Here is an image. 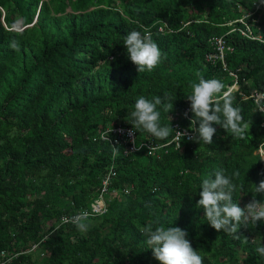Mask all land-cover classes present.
<instances>
[{
    "label": "trees",
    "instance_id": "obj_1",
    "mask_svg": "<svg viewBox=\"0 0 264 264\" xmlns=\"http://www.w3.org/2000/svg\"><path fill=\"white\" fill-rule=\"evenodd\" d=\"M256 2L0 0V264H160L140 232L157 219L186 230L203 264H264L256 252L264 221L234 239L197 206L202 180L218 168L240 173L233 198L242 209L264 180L251 155L264 138L261 114L240 94L264 91V43L241 35L251 29L264 39V4ZM132 30L150 32L165 57L153 72L139 73L128 59ZM217 36L233 48L227 70L243 68L240 91L229 95L248 124L245 138L213 125L211 145L183 137L179 150L148 154L142 141L165 144L175 130L168 141L136 132L128 151L125 119L138 97L171 95L174 109H160L161 124L175 129L197 72L225 90L233 84L220 63L204 60ZM178 125L188 128L187 119ZM92 205L99 210L81 233L67 218Z\"/></svg>",
    "mask_w": 264,
    "mask_h": 264
},
{
    "label": "clouds",
    "instance_id": "obj_2",
    "mask_svg": "<svg viewBox=\"0 0 264 264\" xmlns=\"http://www.w3.org/2000/svg\"><path fill=\"white\" fill-rule=\"evenodd\" d=\"M256 3L264 4V0H257ZM243 15L234 22L245 23ZM233 23V22H231ZM229 23V24H231ZM22 30L23 27L16 26L13 30ZM232 30H230L231 32ZM241 35L252 41L264 43V39L253 31H242ZM218 41L220 44L218 45ZM211 51L204 54V60L211 65L220 63L224 72L233 79V84L225 90V85L219 79H205L197 72L198 82H191V93L186 97L190 106H184L181 112H177V118H173L174 128L161 124V110L168 113L174 109V101L171 95H165L163 99L157 96L147 99L140 96L136 99L134 110L131 111L129 118L125 119L132 125V129L127 136L133 137L136 132H146L151 137L159 141H168V138L175 130V134L170 141L165 144H154L141 142V146L148 149V154H155L160 148L166 149L174 144L177 150L181 147L180 138L191 139L195 143L202 141L204 144L211 145L217 129L213 125L221 126L227 133H231L234 138L244 139L248 124L244 120L242 109L233 106L234 98L229 94L239 89V73L243 68H237L233 71L227 70L226 52L232 53L233 48L227 45L224 36L213 37L210 40ZM10 47L19 50L17 42H13ZM124 47L127 51V57L137 66L139 73L153 72L161 63L163 54L150 32H141L132 30L124 37ZM244 81V80H243ZM248 81L245 82L247 84ZM240 91V90H239ZM238 91V92H239ZM245 100H250L254 104V112L261 115V128L264 129V91L250 89L248 93L240 91ZM193 116H192V114ZM178 117L187 119L188 128L178 125ZM198 123V125H197ZM119 138L114 140L116 143ZM128 151L135 150L137 143L132 140ZM139 147V148H140ZM138 150V149H137ZM116 151H113V157ZM252 157L264 166V138L258 146L252 151ZM114 168V167H111ZM240 173L237 171L232 175H227L224 169H216L212 175L204 178L200 184L202 191L197 206L202 207L205 212L208 224L217 232H223L234 239H240L237 233L240 229L247 228L250 225L256 226L264 221V202L256 199V195L264 193V180L254 187L253 199L244 209L234 201L233 194L238 185L234 182L238 179ZM96 206L92 205L90 210H80L76 214L67 218L68 222L73 224L81 233H87L90 229V219L95 212ZM64 218H62V222ZM141 234L146 237L145 243L153 251V255L160 264H203V257L195 250L191 241L187 238L188 232L180 227L165 226L158 219L149 221L146 226L140 229ZM247 241V238H245ZM256 252L264 257V246L256 248Z\"/></svg>",
    "mask_w": 264,
    "mask_h": 264
},
{
    "label": "built area",
    "instance_id": "obj_3",
    "mask_svg": "<svg viewBox=\"0 0 264 264\" xmlns=\"http://www.w3.org/2000/svg\"><path fill=\"white\" fill-rule=\"evenodd\" d=\"M219 44H220V41H218V45H219ZM128 138H129V141L132 142V140H133L132 137H129V135H128ZM104 183H105V182H104Z\"/></svg>",
    "mask_w": 264,
    "mask_h": 264
},
{
    "label": "rangeland",
    "instance_id": "obj_4",
    "mask_svg": "<svg viewBox=\"0 0 264 264\" xmlns=\"http://www.w3.org/2000/svg\"><path fill=\"white\" fill-rule=\"evenodd\" d=\"M96 210H99V208H98V207H96Z\"/></svg>",
    "mask_w": 264,
    "mask_h": 264
}]
</instances>
